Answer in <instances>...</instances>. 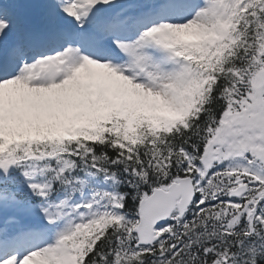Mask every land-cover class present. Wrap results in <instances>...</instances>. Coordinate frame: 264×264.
<instances>
[{
  "label": "snow or ice",
  "instance_id": "snow-or-ice-1",
  "mask_svg": "<svg viewBox=\"0 0 264 264\" xmlns=\"http://www.w3.org/2000/svg\"><path fill=\"white\" fill-rule=\"evenodd\" d=\"M0 264H264V0H0Z\"/></svg>",
  "mask_w": 264,
  "mask_h": 264
}]
</instances>
